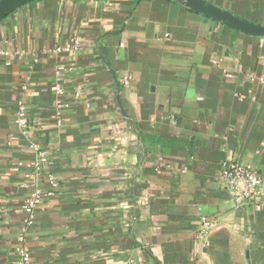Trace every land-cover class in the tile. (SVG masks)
I'll use <instances>...</instances> for the list:
<instances>
[{
  "label": "crops",
  "instance_id": "0c3cea01",
  "mask_svg": "<svg viewBox=\"0 0 264 264\" xmlns=\"http://www.w3.org/2000/svg\"><path fill=\"white\" fill-rule=\"evenodd\" d=\"M202 1L264 25V0ZM19 100L49 152L41 175ZM232 162L264 193V36L174 0H41L0 23V264H16L36 190L32 264H264V207L233 202Z\"/></svg>",
  "mask_w": 264,
  "mask_h": 264
},
{
  "label": "built area",
  "instance_id": "2783aa9c",
  "mask_svg": "<svg viewBox=\"0 0 264 264\" xmlns=\"http://www.w3.org/2000/svg\"><path fill=\"white\" fill-rule=\"evenodd\" d=\"M79 48V43L73 41L72 44L67 46L61 51H76ZM60 51V50H59ZM75 64H71L69 71L73 72ZM122 85L125 88H130L131 78L126 77L122 80ZM27 85L23 86L22 90L26 91ZM57 101L58 110V122L61 123L64 114L71 108V103L63 98L66 92L62 86H57ZM29 110L28 106L23 100L18 101V107L16 110L14 124L19 133L29 141L30 148L36 151V158L30 164V168L34 174L41 175L47 164L49 163V152L41 148L37 142L30 140L29 132ZM31 173H27L26 177L29 178ZM220 178L223 182L225 190L232 197L236 206H245L252 204L253 202L258 207H264V193L262 190L263 179L253 169L242 164L240 162H232L225 164L222 167ZM51 183L54 187L57 186L55 179L51 178ZM49 194H44L40 190L34 191L22 205V209L26 214L25 229L22 234L17 238L16 245V264H32V255L27 244V238L29 234V228L35 218L37 209L43 204L45 197ZM215 227V221L209 217H202L199 224V230L201 234L209 235Z\"/></svg>",
  "mask_w": 264,
  "mask_h": 264
},
{
  "label": "water",
  "instance_id": "95a60500",
  "mask_svg": "<svg viewBox=\"0 0 264 264\" xmlns=\"http://www.w3.org/2000/svg\"><path fill=\"white\" fill-rule=\"evenodd\" d=\"M41 0H0V23L20 8ZM177 3L204 16L223 22L247 34L264 36V25L252 23L240 17L207 4L202 0H174Z\"/></svg>",
  "mask_w": 264,
  "mask_h": 264
}]
</instances>
